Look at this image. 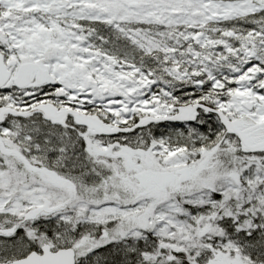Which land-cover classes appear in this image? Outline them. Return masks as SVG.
<instances>
[{"label": "snow or ice", "instance_id": "obj_1", "mask_svg": "<svg viewBox=\"0 0 264 264\" xmlns=\"http://www.w3.org/2000/svg\"><path fill=\"white\" fill-rule=\"evenodd\" d=\"M0 264H264V0H0Z\"/></svg>", "mask_w": 264, "mask_h": 264}]
</instances>
